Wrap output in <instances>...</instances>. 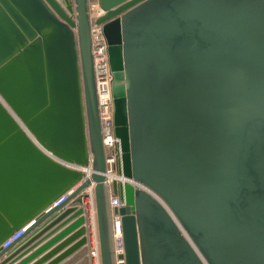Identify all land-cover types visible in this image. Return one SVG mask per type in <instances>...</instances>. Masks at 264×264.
Returning a JSON list of instances; mask_svg holds the SVG:
<instances>
[{
  "label": "water",
  "instance_id": "obj_1",
  "mask_svg": "<svg viewBox=\"0 0 264 264\" xmlns=\"http://www.w3.org/2000/svg\"><path fill=\"white\" fill-rule=\"evenodd\" d=\"M97 3L129 181L105 183L89 0H0V264H88L91 184L101 264L116 215L122 264H264V0Z\"/></svg>",
  "mask_w": 264,
  "mask_h": 264
},
{
  "label": "built area",
  "instance_id": "obj_2",
  "mask_svg": "<svg viewBox=\"0 0 264 264\" xmlns=\"http://www.w3.org/2000/svg\"><path fill=\"white\" fill-rule=\"evenodd\" d=\"M98 8L93 11L94 8ZM89 12L91 20L90 38H91V52L93 60L94 81L97 96V105L99 112V120L101 126L102 145L105 151V183L111 185L113 180L129 181L122 175L116 173V161L119 156V141L113 133V104L111 94V70L108 61L107 43L102 34L101 25L94 23V20L102 14L97 0H89ZM86 177L90 176L91 166L81 169ZM86 196L82 200V207L85 216V226L88 244V264H101L99 253V241L96 224V209L93 194V185H89L85 189ZM66 194L62 195L54 204H59ZM121 203L117 196H110V206H119ZM30 225H24L9 235L1 244L2 248L10 246L16 239H18ZM112 239L113 249L115 255V263L122 264L123 259L117 258L118 255L123 254V242L120 229L119 216L113 217L112 222Z\"/></svg>",
  "mask_w": 264,
  "mask_h": 264
},
{
  "label": "crops",
  "instance_id": "obj_3",
  "mask_svg": "<svg viewBox=\"0 0 264 264\" xmlns=\"http://www.w3.org/2000/svg\"><path fill=\"white\" fill-rule=\"evenodd\" d=\"M32 250H34V249H32ZM32 250H30V251H29L28 253H26L25 255L29 254ZM58 254H59V253H57V255H58ZM25 255H24V256H25ZM57 255H53V257H51V259L55 258ZM64 260H65V259H64ZM64 260H63V261H64ZM63 261H62V262H63ZM14 264H15V263H14Z\"/></svg>",
  "mask_w": 264,
  "mask_h": 264
},
{
  "label": "rangeland",
  "instance_id": "obj_4",
  "mask_svg": "<svg viewBox=\"0 0 264 264\" xmlns=\"http://www.w3.org/2000/svg\"><path fill=\"white\" fill-rule=\"evenodd\" d=\"M98 8L96 7V5H95V8H94V10L93 11H95V10H97Z\"/></svg>",
  "mask_w": 264,
  "mask_h": 264
},
{
  "label": "bare ground",
  "instance_id": "obj_5",
  "mask_svg": "<svg viewBox=\"0 0 264 264\" xmlns=\"http://www.w3.org/2000/svg\"><path fill=\"white\" fill-rule=\"evenodd\" d=\"M88 246V245H87Z\"/></svg>",
  "mask_w": 264,
  "mask_h": 264
}]
</instances>
